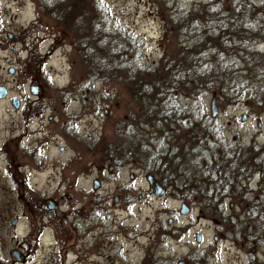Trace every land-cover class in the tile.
I'll use <instances>...</instances> for the list:
<instances>
[{
  "label": "rangeland",
  "instance_id": "obj_1",
  "mask_svg": "<svg viewBox=\"0 0 264 264\" xmlns=\"http://www.w3.org/2000/svg\"><path fill=\"white\" fill-rule=\"evenodd\" d=\"M208 1L98 0L88 3L84 0L81 3L78 0L71 2L76 12H69L67 18L61 20L54 17V8H40L36 0H0V85L7 89L6 96L0 97V208L20 206L8 172L13 167L4 162L2 147L3 142L17 135L20 129L17 122L21 109L13 108L10 96H19L22 100L32 97L27 86L36 79L43 88L42 97H47L56 111L62 109L61 113L53 115L49 125L54 134L53 153H59L58 144H67L62 156L72 155V141L84 148L83 171L77 173L76 182L72 184L74 164L69 163L66 170L69 185H61V200H65L63 191L73 192L72 196L77 194L73 187L79 192L81 189L87 193L98 191L100 201L114 207L115 218L128 210L133 215L128 222L137 229L143 228V237L134 233L130 240L133 251L129 250L125 259L115 255L116 244L103 241L96 246L98 254L93 256V264H148L149 261L152 264V260H158L156 264H175L177 259H183L186 264H248L249 252L255 264H264V217L257 219L256 227L246 226L248 202L255 198L259 204L264 203V106L256 103L250 107L242 99L228 102L214 93L216 111L211 117L212 90L195 93L173 90V96L160 104L165 114L161 117L157 104L146 109L138 106L132 97L133 88L127 86L134 75L140 76L141 68L156 66L166 47L173 50L175 45L182 47L190 42L193 31L187 32L182 24L178 25V31L174 22L187 8ZM250 1L264 7V0ZM77 13L78 20L74 16ZM83 15L88 18L86 25L80 21ZM25 28L27 34H24ZM4 30L17 34L7 38ZM261 33H264V25L252 37L255 42L251 46L264 51ZM108 53L111 64L106 63ZM102 55L106 62L93 61L97 57L100 60ZM9 66L13 67L12 72L8 71ZM132 69L136 71L134 74ZM100 70L104 78L91 74ZM63 87L65 89L61 90ZM58 96L66 99L64 107L63 102L58 103ZM130 110L138 113L133 120ZM242 114H245L244 119H240ZM34 121L30 119L29 127ZM149 130L159 131L158 142L144 143L148 142L142 139L144 132H154ZM165 149L172 154H162ZM225 150L228 151L225 153ZM215 152L223 159L232 157L231 163L241 161L240 167L227 164L221 173L215 168L201 170L203 162L211 159ZM108 162L123 164L110 173L104 165L100 173L95 170V163ZM156 163H162V167L159 169ZM155 169H159L156 173L169 192L175 194L178 193L175 185H180L184 192L194 184L196 187L199 179L209 180L201 191L197 190L203 196L183 200L191 206L190 212L180 215L169 228L165 226L166 213L168 209L178 208L179 199L169 194L147 193L143 174ZM129 171L133 172L132 178L128 176ZM44 175L40 176L41 185H44ZM92 176L102 180L97 190L91 188ZM170 177L174 178L175 185L169 182ZM223 181L228 182L227 187L223 184L217 189L214 184L217 186ZM56 183L57 176L47 182L48 189H54ZM124 189L129 191L124 192ZM114 192L120 195L118 205L111 204L109 194ZM82 199L88 200V196ZM262 213L264 215V210ZM106 224L105 230L115 228L109 225L110 220ZM159 227L168 230V234L161 233ZM195 232L201 233V241L194 239ZM137 241L143 244L135 246ZM146 246L152 254L150 259L141 258Z\"/></svg>",
  "mask_w": 264,
  "mask_h": 264
},
{
  "label": "flooded vegetation",
  "instance_id": "obj_2",
  "mask_svg": "<svg viewBox=\"0 0 264 264\" xmlns=\"http://www.w3.org/2000/svg\"><path fill=\"white\" fill-rule=\"evenodd\" d=\"M23 31H25L24 34L28 33L26 28ZM4 32L7 38H13L17 34L9 30H4ZM8 71L12 72L13 67L9 66ZM27 89L32 95L30 98L26 97L22 100L19 96H10V103L13 108L15 110L21 109V116L17 122L20 129L17 135L7 138L2 144L5 152L4 162L12 164L13 167V170L8 172L11 173L16 189V199L20 206L0 208V264H86L87 262L93 264L95 263L93 256L98 254L96 246L103 241L108 244H116L115 255L125 259L127 252L133 251L132 248L130 249L133 244L130 240L133 239L134 233L143 237V228L137 229L135 224L128 222V218L133 217L128 210L124 215L115 218V214H112L114 207L106 201L105 203L101 202L98 191L87 193L81 189L79 192L73 187V191L76 190L74 193L77 194L72 196L73 192L63 191L65 200H61L62 196L59 192L61 185L62 187L69 185L66 173L69 163L74 164L72 184L76 182L77 173L83 171L82 166H85L84 148L76 141H72L74 148L72 155H67L65 158L62 156L67 144H58L59 153L56 155L53 153L54 134L49 125L53 121V115L61 113L60 110L62 109L56 111L52 102L48 101L47 97L45 99L42 97L43 88L36 79L28 82ZM63 89L65 88H61V90ZM6 94L7 89L6 93L0 97H4ZM13 96L15 97V104L12 102ZM56 99L59 100L58 103L63 102L64 107L66 99L61 98V96L56 97ZM46 109L49 111L45 112ZM31 118L35 119V124L29 127ZM78 141L81 142L80 139ZM121 164L123 163H95L94 167L100 173L104 165L106 171L110 173L116 167L121 168ZM227 164L237 166L236 164L239 163H225V165ZM203 165L219 168L221 163H203ZM55 167H58L59 170L55 171ZM156 167L160 169L162 163H156ZM49 168H51L50 171H48ZM159 169L144 171V189L148 194L156 196L169 194L171 197L179 199L178 208L168 209V213H166L165 226L169 228L174 225L180 215L190 212L191 206L185 202L189 209L182 213L180 203L184 199L199 198V196H203V193L197 191L198 187L194 186L196 184L189 190L181 192L182 187L175 185L173 177H170L169 182L177 187L178 193L169 192V188L163 182L162 177L156 173ZM217 171L221 172L222 170L217 169ZM42 173H45L44 185L39 184ZM148 174L151 175L153 181L162 187L163 190L160 194L155 193L153 182L150 183L146 178ZM55 176H57V183L55 188L50 191L47 182H51ZM128 176L132 178L133 172L129 171ZM94 179L97 181L95 187L93 186ZM101 181L99 177L92 176L91 188L97 190ZM128 191L129 189H124V192ZM86 195L88 200L82 199ZM109 195L111 196V204L118 205L119 193L114 192ZM119 209H121L120 206ZM199 214L204 215L200 211ZM108 220H110L109 225L115 228L105 230ZM159 230L161 233L165 231L161 227ZM137 242L135 246L140 243L143 244L142 241ZM151 256L149 247L146 246L142 250L141 258L150 259ZM180 260L186 264L183 259H177L175 264H179ZM157 262L159 263L158 260H152L151 263L156 264ZM134 264H142V262H135Z\"/></svg>",
  "mask_w": 264,
  "mask_h": 264
},
{
  "label": "trees",
  "instance_id": "obj_3",
  "mask_svg": "<svg viewBox=\"0 0 264 264\" xmlns=\"http://www.w3.org/2000/svg\"><path fill=\"white\" fill-rule=\"evenodd\" d=\"M36 1L40 8L42 6L54 8L56 10L54 17L61 20L67 18L69 12H76L77 8L73 4L71 5V2H78V0ZM83 1L81 0V3ZM91 1L98 2V0H85L88 3ZM74 16L77 20L80 18L78 13ZM86 20L88 18L85 19L84 15L80 19L83 21V25L87 24ZM179 24H182L187 32L193 31V34H190V42L182 47L175 45L173 50L166 47L156 66L147 69L141 68L140 76L134 75L131 84L127 85L133 88L132 97L138 106L146 109L157 104L160 107L161 103L165 104L167 98L173 96V90L178 93L186 91L195 93L197 90L209 89L214 91L219 99L223 98L228 102L242 99L250 107L255 106L256 103H261L264 106V51H259L251 46V43L255 42L252 37L257 35L260 27L264 25L263 6L254 5L250 0H210L190 9L187 8L174 22L178 31L180 30ZM261 35L264 36V33ZM108 56L107 62L104 61L103 55L100 60L97 57L93 61L111 64L110 53ZM132 71L133 74L136 72L135 69ZM91 74L98 78H104L101 70ZM162 111L159 114L164 117L165 114ZM129 114L133 120L138 113L130 110ZM139 116L140 112L138 115L140 121L142 117L139 118ZM160 116H156V119H160ZM127 122L129 121L127 120ZM157 129L159 130V128ZM152 131L154 132L150 134L144 132L145 136L142 139L148 141L144 142L145 144L158 142L159 131L149 130V132ZM157 145L160 144L157 143ZM227 151L225 150V153ZM162 154L171 155L172 152L165 149ZM231 161L232 157L223 159L215 152L211 159L205 160L203 163H221L219 168H214L224 172L225 163H231ZM233 161V163H241V161ZM203 166L201 170H212V167ZM234 166L232 165V167ZM237 166L240 167L238 164ZM208 182L209 180H197L198 190L201 191ZM223 184L227 187L228 182L223 181L217 186L216 183L214 185L217 189H221ZM263 210L264 203L259 204L255 198L249 201L246 210V226L256 227L257 219L260 216L264 217ZM255 262L256 260L251 257L249 252L248 264H255Z\"/></svg>",
  "mask_w": 264,
  "mask_h": 264
},
{
  "label": "water",
  "instance_id": "obj_4",
  "mask_svg": "<svg viewBox=\"0 0 264 264\" xmlns=\"http://www.w3.org/2000/svg\"><path fill=\"white\" fill-rule=\"evenodd\" d=\"M5 93H6V88H5V86L0 85V96H3ZM12 102H13V104H15V97H14V96L12 97ZM215 111H216V108H215V95H214V92L212 91V95H211V98H210V100H209V114H210L211 116H213V115L215 114ZM244 118H245V114H242V115L240 116V119H244ZM146 178L148 179V181H149L150 183L153 182L154 187H155V189H154V190H155V193H156V194H160V193L162 192V190H163L162 187L159 186V184H158L156 181H153L151 175H149V174L146 175ZM93 182H94V183H93V186H94V187L97 186V181H96V179H94ZM180 204H181V207H180L181 212H182V213L187 212L188 209H189V206H188L184 201H182ZM229 205H231V203H230ZM201 238H202L201 233L196 232V233H195V239H196L197 241H200ZM179 264H183V261L180 260V261H179Z\"/></svg>",
  "mask_w": 264,
  "mask_h": 264
}]
</instances>
